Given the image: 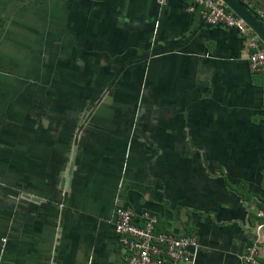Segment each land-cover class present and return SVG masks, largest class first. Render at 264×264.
<instances>
[{
    "label": "crops",
    "instance_id": "0c3cea01",
    "mask_svg": "<svg viewBox=\"0 0 264 264\" xmlns=\"http://www.w3.org/2000/svg\"><path fill=\"white\" fill-rule=\"evenodd\" d=\"M254 36L193 0H0V264H128L118 207L189 264H264Z\"/></svg>",
    "mask_w": 264,
    "mask_h": 264
},
{
    "label": "built area",
    "instance_id": "2783aa9c",
    "mask_svg": "<svg viewBox=\"0 0 264 264\" xmlns=\"http://www.w3.org/2000/svg\"><path fill=\"white\" fill-rule=\"evenodd\" d=\"M163 4L167 0H157ZM200 6L203 19L211 25L235 27L246 36L251 35V27L222 0H193ZM259 19L264 23V11H258ZM252 52L250 66L255 72L264 75V47L254 37H250ZM258 217L263 222L259 232L264 228V208L258 210ZM135 214L131 208L116 209V231L120 234L124 245L129 249L126 260L128 264H164L170 261L174 264L192 263L195 251L199 248L196 235L178 236L157 230L158 218L148 215L142 224L135 222ZM6 242L5 237H1ZM259 246L254 244L243 255L246 264H262L259 258Z\"/></svg>",
    "mask_w": 264,
    "mask_h": 264
},
{
    "label": "water",
    "instance_id": "95a60500",
    "mask_svg": "<svg viewBox=\"0 0 264 264\" xmlns=\"http://www.w3.org/2000/svg\"><path fill=\"white\" fill-rule=\"evenodd\" d=\"M231 10L240 16L264 43V23L254 15L241 0H222Z\"/></svg>",
    "mask_w": 264,
    "mask_h": 264
}]
</instances>
